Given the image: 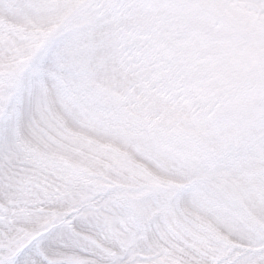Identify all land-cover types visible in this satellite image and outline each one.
Segmentation results:
<instances>
[{"label":"snow or ice","instance_id":"6c2138e0","mask_svg":"<svg viewBox=\"0 0 264 264\" xmlns=\"http://www.w3.org/2000/svg\"><path fill=\"white\" fill-rule=\"evenodd\" d=\"M135 6L0 0V264H264V116L151 84Z\"/></svg>","mask_w":264,"mask_h":264},{"label":"clouds","instance_id":"9594fccd","mask_svg":"<svg viewBox=\"0 0 264 264\" xmlns=\"http://www.w3.org/2000/svg\"><path fill=\"white\" fill-rule=\"evenodd\" d=\"M132 3L111 27L119 36L134 34L151 84L187 85L230 123L264 116V0Z\"/></svg>","mask_w":264,"mask_h":264}]
</instances>
